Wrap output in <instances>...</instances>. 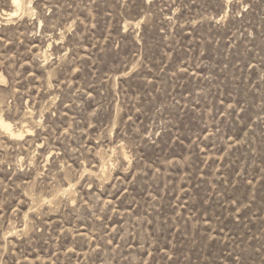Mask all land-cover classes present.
Here are the masks:
<instances>
[{
    "label": "rangeland",
    "instance_id": "374dc122",
    "mask_svg": "<svg viewBox=\"0 0 264 264\" xmlns=\"http://www.w3.org/2000/svg\"><path fill=\"white\" fill-rule=\"evenodd\" d=\"M0 0V264H264V0Z\"/></svg>",
    "mask_w": 264,
    "mask_h": 264
},
{
    "label": "bare ground",
    "instance_id": "6f19581e",
    "mask_svg": "<svg viewBox=\"0 0 264 264\" xmlns=\"http://www.w3.org/2000/svg\"><path fill=\"white\" fill-rule=\"evenodd\" d=\"M12 1H13L14 5H16V7H20L21 6V3H22L21 0H12ZM0 128L5 130L12 137H21V136H23L22 132H19V133L14 132L13 129L11 128L10 122L4 120L2 117H0Z\"/></svg>",
    "mask_w": 264,
    "mask_h": 264
}]
</instances>
